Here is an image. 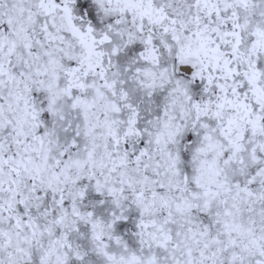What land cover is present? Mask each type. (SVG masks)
Instances as JSON below:
<instances>
[{
  "label": "snow or ice",
  "instance_id": "1",
  "mask_svg": "<svg viewBox=\"0 0 264 264\" xmlns=\"http://www.w3.org/2000/svg\"><path fill=\"white\" fill-rule=\"evenodd\" d=\"M0 264H264V0H0Z\"/></svg>",
  "mask_w": 264,
  "mask_h": 264
}]
</instances>
